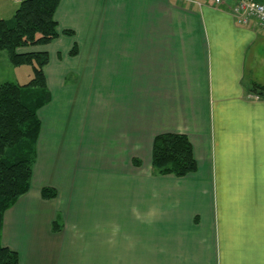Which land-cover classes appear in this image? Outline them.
I'll return each instance as SVG.
<instances>
[{
  "label": "crops",
  "instance_id": "obj_1",
  "mask_svg": "<svg viewBox=\"0 0 264 264\" xmlns=\"http://www.w3.org/2000/svg\"><path fill=\"white\" fill-rule=\"evenodd\" d=\"M54 18L56 38L19 48L48 53L51 99L3 214L18 264H264V31L209 0H60ZM165 132L188 137L194 172L153 170Z\"/></svg>",
  "mask_w": 264,
  "mask_h": 264
},
{
  "label": "trees",
  "instance_id": "obj_2",
  "mask_svg": "<svg viewBox=\"0 0 264 264\" xmlns=\"http://www.w3.org/2000/svg\"><path fill=\"white\" fill-rule=\"evenodd\" d=\"M60 0H22L8 19L0 18V51L13 66L28 65L32 75L26 83L0 84V264H18L17 252L1 244L3 214L28 192L36 160V143L41 131L39 110L51 99L46 86V51L20 52L19 48L45 45L58 36L54 18ZM71 35V30H63ZM73 47L71 54H75ZM264 97V85L253 82L249 88ZM151 165L158 174L185 176L197 168L192 146L185 134L165 132L152 143ZM55 190L41 188L43 198ZM55 223V224H54ZM58 227L56 222L52 225Z\"/></svg>",
  "mask_w": 264,
  "mask_h": 264
},
{
  "label": "rangeland",
  "instance_id": "obj_3",
  "mask_svg": "<svg viewBox=\"0 0 264 264\" xmlns=\"http://www.w3.org/2000/svg\"><path fill=\"white\" fill-rule=\"evenodd\" d=\"M3 14L2 16L6 19L10 17V14L8 13H1ZM1 16V15H0ZM32 75L31 67L28 65H21V66H13L6 55V52L1 50L0 51V84L6 81H11V82H17V83H25L27 82ZM71 78L74 75H70ZM69 78V77H68ZM98 93H102L105 95V97L112 99L115 97V90H97ZM63 116L66 114L67 110H64L61 108ZM65 121V119H64ZM112 125V132L117 129L116 122L114 120L110 121ZM106 124V121L104 122ZM52 125H54V132H60L63 129L64 122L61 121L59 124H56L54 122ZM33 174V173H32ZM32 180V178H31ZM31 186V185H30ZM53 229V227H52ZM54 230V229H53ZM56 231V230H55Z\"/></svg>",
  "mask_w": 264,
  "mask_h": 264
},
{
  "label": "built area",
  "instance_id": "obj_4",
  "mask_svg": "<svg viewBox=\"0 0 264 264\" xmlns=\"http://www.w3.org/2000/svg\"><path fill=\"white\" fill-rule=\"evenodd\" d=\"M196 3V0H178ZM212 5H226L237 24L247 25L254 21L264 31V2L258 0H209Z\"/></svg>",
  "mask_w": 264,
  "mask_h": 264
}]
</instances>
